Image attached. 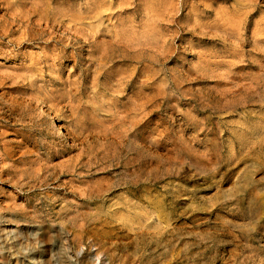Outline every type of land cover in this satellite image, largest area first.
Returning a JSON list of instances; mask_svg holds the SVG:
<instances>
[{
  "label": "rangeland",
  "instance_id": "374dc122",
  "mask_svg": "<svg viewBox=\"0 0 264 264\" xmlns=\"http://www.w3.org/2000/svg\"><path fill=\"white\" fill-rule=\"evenodd\" d=\"M0 250L264 264V0H0Z\"/></svg>",
  "mask_w": 264,
  "mask_h": 264
},
{
  "label": "bare ground",
  "instance_id": "6f19581e",
  "mask_svg": "<svg viewBox=\"0 0 264 264\" xmlns=\"http://www.w3.org/2000/svg\"><path fill=\"white\" fill-rule=\"evenodd\" d=\"M9 13V12H8ZM18 13V12H17ZM13 15H15V14H13ZM11 16V15H10ZM21 16V15H20ZM43 19V18H42ZM8 21V20H7ZM97 24V23H96ZM46 25V24H45ZM59 25V24H58ZM68 25V24H67ZM76 27H77V25H76ZM76 27H75V31H76ZM79 27V26H78ZM85 27V26H84ZM59 28V27H58ZM86 28V27H85ZM67 29V28H66ZM87 29V28H86ZM34 30H36V29H34ZM39 30V29H38ZM42 30V29H41ZM50 30V29H49ZM52 30V29H51ZM74 30V29H73ZM90 30V29H89ZM78 31V30H77ZM54 32V31H53ZM85 32V31H84ZM93 33V32H92ZM94 34V33H93ZM48 41V40H47ZM119 43V42H118ZM121 44H123V43H121ZM4 75V74H3ZM74 80V79H73ZM2 85V84H1ZM122 86H124V85H122ZM125 101V100H124ZM123 101V102H124ZM116 103V102H115ZM50 111V110H49ZM97 113V112H96ZM124 114V113H123ZM100 115V114H99ZM130 119V118H129ZM139 119V118H138ZM129 121V120H128ZM137 121V120H136ZM139 121V120H138ZM115 122V121H114ZM61 125V124H60ZM59 125V126H60ZM63 125V124H62ZM63 127V126H62ZM125 129V128H124ZM70 131V130H69ZM65 132V131H64ZM72 132V131H71ZM73 133V132H72ZM75 135V134H74ZM98 135H99V133H98ZM69 136V135H68ZM89 136V135H88ZM71 137V136H70ZM78 138V137H77ZM80 140V139H79ZM129 166V165H128ZM125 186V185H124ZM149 209V208H148ZM3 224V223H2ZM119 228V227H118ZM101 231V230H100ZM98 232V231H97ZM126 236V235H125ZM26 237V236H25ZM120 238V237H119ZM124 238V237H123ZM6 239V238H5ZM12 239V238H11ZM16 239V238H15ZM2 240V239H1ZM8 245H10V244H8ZM64 245V244H63ZM81 248V247H80ZM1 251V250H0ZM2 256H4V255H2ZM74 256V255H73ZM1 257V256H0ZM97 257V256H96ZM74 259V258H73ZM2 260V259H1ZM66 260V259H65ZM96 260V259H95ZM77 261V260H76Z\"/></svg>",
  "mask_w": 264,
  "mask_h": 264
}]
</instances>
